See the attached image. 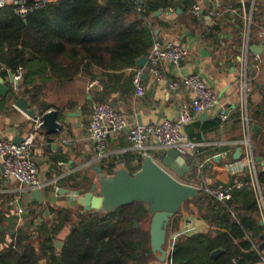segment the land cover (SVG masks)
<instances>
[{
    "label": "crops",
    "instance_id": "0c3cea01",
    "mask_svg": "<svg viewBox=\"0 0 264 264\" xmlns=\"http://www.w3.org/2000/svg\"><path fill=\"white\" fill-rule=\"evenodd\" d=\"M256 1L245 0L247 9L252 10L254 21L249 57L258 55L261 60L259 73L251 83L247 98L249 139L258 175L264 172V16L262 20L257 18L261 11ZM239 2L216 0L214 4L203 6L204 17L209 10L214 14L210 25L203 18L192 21L191 7L182 13L173 5L162 10L159 16L153 14L152 17L157 18L153 24V39L179 43L188 48L189 55L180 66L162 62L159 69L164 79L155 78L146 72L147 60L143 68L136 66L134 70L143 71L140 77L144 91L142 96L135 93L133 80L128 84L132 69L118 73L121 77L117 84L113 80L109 81L117 87L113 93L110 90L109 94L105 93L106 86L103 83L107 78L101 79L98 69L93 74L81 73L67 82L47 75L46 78H36L35 83L26 86L21 85L22 79L17 80V71L5 69L4 75L0 76V84L6 88L5 95L0 94V138L18 143L29 134H34L33 156L39 181L43 183L40 190L44 200L38 203L33 198L32 190L24 189L17 181L5 178L0 168V233L4 234L6 243L20 231L31 232L43 222L50 224L61 210L68 211L71 220L77 223L76 214H82V208L74 200L83 188L87 191L96 182L93 166H101L108 173V163L115 159L113 170L126 167L133 172L139 168L142 158L131 148L125 132L112 133L107 139L105 156L97 158L88 134V124L93 105L103 95H106L112 107L124 115L129 125L159 124L166 119H176L181 103L191 104L194 97L190 89L182 85L176 91L171 90L168 82L198 74L215 90L219 103L231 110L230 117L220 127L217 117L219 107H216L199 114L181 132L186 139L198 144L202 160L212 159L205 165L203 174L208 184L227 186L239 175H246L243 149L238 144L242 139L236 86L242 28ZM152 17L146 19L148 26L152 25ZM14 86L18 87V91L14 90ZM22 102L26 109L18 106ZM30 110L35 112L33 116L29 114ZM49 110L58 112L57 120L62 128L57 134H48L39 127L41 115ZM238 149L240 155L235 157ZM126 153L136 156L129 166L121 159ZM257 158H261V161ZM190 166L192 170L181 180L194 186L201 185V177H198L192 161ZM71 176L77 184L67 181ZM67 190L69 193H66ZM17 204L22 208L20 213L15 210ZM184 220V224L190 221L195 229L207 226L198 215H185ZM72 225L61 229L55 241V244L61 242V246L55 245L57 252L63 246ZM171 232L176 233L177 230L168 231V234ZM261 243L260 239L256 247L264 254V249H259ZM148 264L164 263L154 257Z\"/></svg>",
    "mask_w": 264,
    "mask_h": 264
},
{
    "label": "trees",
    "instance_id": "16d2710c",
    "mask_svg": "<svg viewBox=\"0 0 264 264\" xmlns=\"http://www.w3.org/2000/svg\"><path fill=\"white\" fill-rule=\"evenodd\" d=\"M195 1L146 0L137 12L132 0H62L26 15L7 5L0 9V76L22 67L21 85L26 86L47 75L67 82L98 69L100 78H107L103 80L105 93H113L121 77L118 73L132 69L131 84L136 61L149 54L157 20L153 14L173 5L185 13ZM255 3L261 11L257 18L262 20L264 0ZM150 17L152 25L148 26ZM106 99L103 95L98 103H108ZM135 157L126 153L121 159L129 166ZM114 165L115 159L108 163L109 174ZM239 179L247 176L239 175ZM67 181L78 183L72 176ZM258 181L264 188V172L258 173ZM188 212L198 215L207 226L182 236L171 250L168 264H255L261 259L263 252L253 249L263 227L251 188L234 191L226 202L203 193L199 199L187 200L169 231H179ZM150 218L140 202L112 212L76 214L77 223L68 211L61 210L50 224L43 222L31 232L20 231L9 243L0 233V264H148L154 256L149 225H142ZM69 224L72 228L57 252L55 241ZM216 250L221 253L212 256Z\"/></svg>",
    "mask_w": 264,
    "mask_h": 264
},
{
    "label": "built area",
    "instance_id": "2783aa9c",
    "mask_svg": "<svg viewBox=\"0 0 264 264\" xmlns=\"http://www.w3.org/2000/svg\"><path fill=\"white\" fill-rule=\"evenodd\" d=\"M62 0H0V9L9 5L20 15H26L38 8H42L48 4L59 2ZM216 0H196L190 8L191 14L196 18H203L209 25L214 16L211 10L206 16L203 15V6L206 4H214ZM240 10L242 11V28L240 32V49L239 62L236 74V86L238 93L237 110L241 122L242 139L238 141L244 153L246 162L247 179H239L227 186H215L205 182L203 178L205 165L211 162V158L202 160L198 144L186 139L182 134V128L194 122L198 115L208 110L218 109V120L220 127L229 120L231 110L229 111L219 102V97L203 78L198 74L184 76L181 80H170L169 88L176 91L180 85L187 87L194 94L191 104L181 103L178 109V116L174 120H164L159 124L148 125H129L122 113L117 111L109 103H95L92 107L88 124V134L96 152L97 158L105 156L107 148V139L112 133L125 132L126 138L131 144V148L136 151L143 159L150 156L154 159L161 150H175L183 157H191L194 163L198 177H201V185L197 186L201 193L210 196L219 201L226 202L232 199L233 192L245 187L251 188L256 199L259 220L262 222L264 234V193L263 188L258 181V175L255 167L252 147L249 139V117L247 112V98L251 90V83L259 73L260 57L255 55L249 57L251 28L254 24L252 18V10H248L245 0H240ZM142 6H137V12H141ZM172 11V9H170ZM189 50L185 46L172 41H162L154 38L147 56L148 65L146 72L158 79H164L163 72L159 69L162 62H167L176 66H180L188 57ZM133 84L135 93L138 96L144 94L140 84L142 70H134ZM17 80L23 78V68L17 69ZM14 90L18 91V87L14 86ZM175 93V97H177ZM35 136L29 134L21 142L15 143L10 140L0 138V168H2L3 176L7 179H13L19 185L28 190L42 189L43 183L39 181L38 170L35 158L33 156V144ZM150 141L151 143H147ZM154 153H151L153 152ZM63 164V163H60ZM15 210L19 213L22 208L19 204L15 205ZM195 228L191 222H186L182 228L167 235L165 249L167 252V260L164 264H168V257L175 246V243L182 237L191 235ZM256 250L257 247L253 246ZM255 264H264V254Z\"/></svg>",
    "mask_w": 264,
    "mask_h": 264
},
{
    "label": "water",
    "instance_id": "95a60500",
    "mask_svg": "<svg viewBox=\"0 0 264 264\" xmlns=\"http://www.w3.org/2000/svg\"><path fill=\"white\" fill-rule=\"evenodd\" d=\"M136 5L143 6L145 0H132ZM162 10L154 13L159 16ZM179 12V10H178ZM147 56L136 61L138 68H143ZM0 84V94L5 95V90ZM18 106L25 108V103ZM34 111L30 110L32 116ZM58 112L49 110L40 118L39 127L48 134H57L61 130V124L57 120ZM240 155L237 150L235 157ZM261 161V158H257ZM192 158L183 157L175 150H161L154 159L146 156L141 160L136 171H130L126 167H120L109 174L104 172L101 166H93L96 172V182L92 183L85 192H81L74 202L82 208V213L98 214L112 212L121 206L140 202L151 215L149 224L150 248L153 256L159 262L167 260L165 249L170 224L187 200L199 199L201 192L197 186L184 182L183 179L192 168ZM66 193H69L67 190ZM33 198L38 203H43L41 190L32 192ZM260 222V226H262ZM138 224L134 222V227ZM262 243L260 250L264 249V234L260 237ZM61 246V242H56ZM220 250L212 253V256L220 254Z\"/></svg>",
    "mask_w": 264,
    "mask_h": 264
},
{
    "label": "rangeland",
    "instance_id": "374dc122",
    "mask_svg": "<svg viewBox=\"0 0 264 264\" xmlns=\"http://www.w3.org/2000/svg\"><path fill=\"white\" fill-rule=\"evenodd\" d=\"M78 188V187H77ZM76 188V189H77ZM79 189V188H78ZM84 191H86V188H83V190H82V192H84ZM191 213L190 212H188L187 213V215L189 216ZM150 224V219L148 220H146V222L142 225L143 227H145V228H148V225Z\"/></svg>",
    "mask_w": 264,
    "mask_h": 264
},
{
    "label": "flooded vegetation",
    "instance_id": "af4514ba",
    "mask_svg": "<svg viewBox=\"0 0 264 264\" xmlns=\"http://www.w3.org/2000/svg\"><path fill=\"white\" fill-rule=\"evenodd\" d=\"M82 214H84V213H82Z\"/></svg>",
    "mask_w": 264,
    "mask_h": 264
}]
</instances>
